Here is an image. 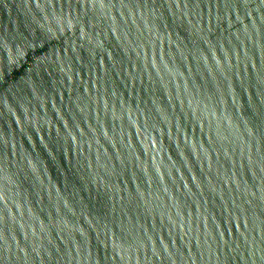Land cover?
<instances>
[{"label":"water","instance_id":"water-1","mask_svg":"<svg viewBox=\"0 0 264 264\" xmlns=\"http://www.w3.org/2000/svg\"><path fill=\"white\" fill-rule=\"evenodd\" d=\"M75 264H264V0H121Z\"/></svg>","mask_w":264,"mask_h":264}]
</instances>
